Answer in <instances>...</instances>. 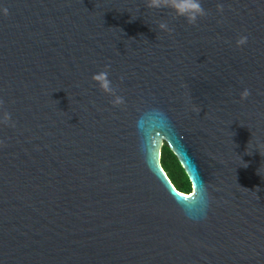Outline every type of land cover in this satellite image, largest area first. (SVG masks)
<instances>
[{
  "label": "water",
  "instance_id": "95a60500",
  "mask_svg": "<svg viewBox=\"0 0 264 264\" xmlns=\"http://www.w3.org/2000/svg\"><path fill=\"white\" fill-rule=\"evenodd\" d=\"M200 2L0 0V264H264V0Z\"/></svg>",
  "mask_w": 264,
  "mask_h": 264
},
{
  "label": "clouds",
  "instance_id": "9594fccd",
  "mask_svg": "<svg viewBox=\"0 0 264 264\" xmlns=\"http://www.w3.org/2000/svg\"><path fill=\"white\" fill-rule=\"evenodd\" d=\"M147 7L151 9H161V8H170L174 10L177 17H184L186 18L187 22L191 25H195L198 22V19L201 17H205L207 15V12L202 7V4L200 0H147ZM217 8L220 12H223L224 7L223 4H218ZM3 14L5 16L9 15V11L7 8H3ZM159 29L166 32H171L172 29L169 28L168 24L166 22L159 23ZM248 42L247 36H241L237 40V46H244ZM109 69L110 65L105 66V70L99 72L98 74H95L92 79L96 81L100 88L103 90V92L110 94L114 96V100L112 103L115 106L123 105L125 104V99L122 96L117 95L116 89L113 88L112 82L109 79ZM123 79V78H121ZM251 95L250 90L245 89L241 93V99H247ZM4 101L0 100V108L3 107ZM0 124L3 125H10L12 127H15V123L12 121L11 114L7 111L3 112L2 118H0ZM3 144V141H0V145ZM262 155V154H261ZM193 193L196 192V185H192ZM207 195L206 190L205 194L202 197V204L204 207V211L206 212L207 209Z\"/></svg>",
  "mask_w": 264,
  "mask_h": 264
},
{
  "label": "trees",
  "instance_id": "16d2710c",
  "mask_svg": "<svg viewBox=\"0 0 264 264\" xmlns=\"http://www.w3.org/2000/svg\"><path fill=\"white\" fill-rule=\"evenodd\" d=\"M159 161L164 173L175 189L182 193H189V181L176 158L165 145L161 146Z\"/></svg>",
  "mask_w": 264,
  "mask_h": 264
}]
</instances>
